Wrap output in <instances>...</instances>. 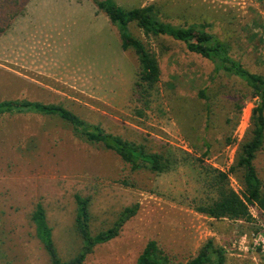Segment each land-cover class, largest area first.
I'll return each mask as SVG.
<instances>
[{"label":"rangeland","instance_id":"obj_1","mask_svg":"<svg viewBox=\"0 0 264 264\" xmlns=\"http://www.w3.org/2000/svg\"><path fill=\"white\" fill-rule=\"evenodd\" d=\"M125 9L154 4L177 25L203 22L251 71L264 74V0H114ZM161 69L148 105L134 95L139 61L94 0H0V101L62 104L91 125L161 153L171 168L133 170L113 150L79 136L58 116L0 115V264H51L36 235L38 202L63 259L81 247L76 194L91 196L92 230L113 224L126 206L138 213L83 264H136L150 240L185 262L212 240L226 264H264V209L252 218H215L195 206L214 198L206 168L244 191L237 155L251 135L257 97L241 78L170 37L146 38ZM204 91L205 96L201 95ZM242 110L239 111V107ZM255 165L264 192V145ZM128 180L125 185L123 180Z\"/></svg>","mask_w":264,"mask_h":264},{"label":"trees","instance_id":"obj_2","mask_svg":"<svg viewBox=\"0 0 264 264\" xmlns=\"http://www.w3.org/2000/svg\"><path fill=\"white\" fill-rule=\"evenodd\" d=\"M97 8L106 13L111 23L120 29L121 46L124 50L133 49L139 61L137 81L134 95L141 96L148 105L150 97L157 88L161 69L156 53L143 39L129 31L131 24H136L144 36H166L183 42L191 52L211 61L215 73H227L244 80L258 101L253 109L252 130L248 140L242 143L237 155L236 165L242 170L244 191H236L230 182L228 172L215 167L206 168L208 185L214 191V198L200 203L195 209L215 218H230L250 220L251 207L264 209V192L262 180L255 165L258 151L264 145V74L251 71L241 61L234 58L226 42L216 33L210 31L209 24L194 22L177 25L163 20L154 4L125 9L114 0H94ZM201 95L205 96L204 91ZM242 106L239 107V111ZM23 111H35L45 115L58 116L71 124L77 134L91 143L102 144L105 148L115 151L133 170L148 168L164 172L171 168V160L161 153H148L140 150L134 143L119 135L106 132L99 125H91L77 113L62 104L43 103L40 101L3 100L0 101V115ZM129 185L128 180H123ZM77 212L75 227L81 238V247L70 259H63L59 254L53 228L50 226L46 209L38 202L32 214L36 235L44 247L51 264H83L96 246L104 244L117 237L124 225L133 218L140 209V204L134 203L120 211L113 224L98 232H93L90 205L92 197L75 195ZM136 264H226V252L223 247L216 246L208 240L198 254L185 262L175 261L156 240H150L140 254Z\"/></svg>","mask_w":264,"mask_h":264}]
</instances>
